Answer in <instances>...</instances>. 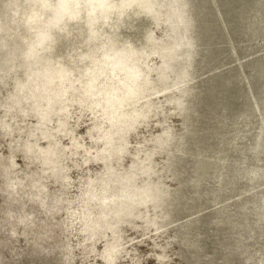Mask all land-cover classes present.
Returning <instances> with one entry per match:
<instances>
[{"label":"rangeland","instance_id":"rangeland-1","mask_svg":"<svg viewBox=\"0 0 264 264\" xmlns=\"http://www.w3.org/2000/svg\"><path fill=\"white\" fill-rule=\"evenodd\" d=\"M0 264H264V0H0Z\"/></svg>","mask_w":264,"mask_h":264}]
</instances>
